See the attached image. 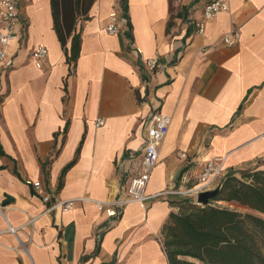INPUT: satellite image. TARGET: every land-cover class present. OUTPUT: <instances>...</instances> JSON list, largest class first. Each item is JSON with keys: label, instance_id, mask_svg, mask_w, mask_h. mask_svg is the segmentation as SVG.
Instances as JSON below:
<instances>
[{"label": "crops", "instance_id": "obj_1", "mask_svg": "<svg viewBox=\"0 0 264 264\" xmlns=\"http://www.w3.org/2000/svg\"><path fill=\"white\" fill-rule=\"evenodd\" d=\"M127 1L131 32L120 0H95L77 26L74 66L51 0H19L22 38L9 46L14 67L0 79V264H169L162 229L182 198L165 192L195 184L214 158L227 172L264 171V0H229L203 34L189 36L214 0ZM183 7L187 20L174 19L168 32ZM113 12L119 32L109 35ZM235 30L239 42L226 45ZM40 45L48 56L38 68ZM154 58L165 67L150 73L143 60ZM154 111L172 124L147 200L110 218L128 199L117 162L141 151V125ZM28 182H40L51 202ZM65 201L73 209H52Z\"/></svg>", "mask_w": 264, "mask_h": 264}, {"label": "trees", "instance_id": "obj_2", "mask_svg": "<svg viewBox=\"0 0 264 264\" xmlns=\"http://www.w3.org/2000/svg\"><path fill=\"white\" fill-rule=\"evenodd\" d=\"M94 2L51 0L54 29L70 65H76L81 52L77 26L89 20ZM120 8L131 32L128 1L120 0ZM188 11L183 7L172 16L168 32L174 19L187 20ZM193 30L191 23L187 36ZM69 41L70 51L66 47ZM72 166L64 170L62 178ZM221 183L220 193L208 206L197 205L194 199L172 203L179 211L170 214L162 229L169 264H264V171H228Z\"/></svg>", "mask_w": 264, "mask_h": 264}, {"label": "built area", "instance_id": "obj_3", "mask_svg": "<svg viewBox=\"0 0 264 264\" xmlns=\"http://www.w3.org/2000/svg\"><path fill=\"white\" fill-rule=\"evenodd\" d=\"M229 10V0H214L206 5L203 13V19L199 23H195L194 30L196 34H203L206 29V23L215 19L219 14ZM106 32L109 35H116L119 32L118 22L119 16L116 12L110 14L108 19ZM22 38L21 26L19 20V0H0V79L1 73L14 67V56L9 52V46L14 41ZM240 40L239 30H235L231 35L226 36L224 43L226 45H236ZM48 56V50L45 46H38L32 57L38 68L42 67V62ZM144 67L150 72H156L165 66L160 59L154 58L143 60ZM1 81V80H0ZM1 96V88H0ZM172 119L170 116L154 111L142 123L143 129V148L138 153H132L127 159L117 162L118 168L129 177L128 199L117 203L118 211L108 212L110 218L122 215V209L126 204L132 202H143L147 200L146 189L152 177L154 169L160 162L159 148L168 136ZM104 126L103 120L96 122V127ZM183 158L186 155H182ZM227 171L224 167L222 159L214 158L208 161L199 175L197 182L192 186L184 189H171L164 193L173 197L182 199H194L200 193L213 190L225 177ZM42 199L44 203H50L51 197L44 192L40 182H28ZM75 201L57 202L52 209L60 208L62 212L73 209ZM103 204H98L99 209Z\"/></svg>", "mask_w": 264, "mask_h": 264}, {"label": "water", "instance_id": "obj_4", "mask_svg": "<svg viewBox=\"0 0 264 264\" xmlns=\"http://www.w3.org/2000/svg\"><path fill=\"white\" fill-rule=\"evenodd\" d=\"M222 188V183L220 182L216 189L200 193L196 198L197 205L208 206L212 203L213 199L218 196Z\"/></svg>", "mask_w": 264, "mask_h": 264}, {"label": "rangeland", "instance_id": "obj_5", "mask_svg": "<svg viewBox=\"0 0 264 264\" xmlns=\"http://www.w3.org/2000/svg\"><path fill=\"white\" fill-rule=\"evenodd\" d=\"M196 201V200H195Z\"/></svg>", "mask_w": 264, "mask_h": 264}]
</instances>
